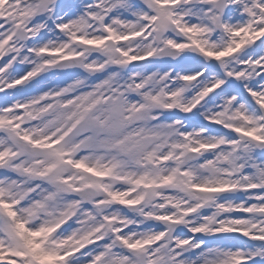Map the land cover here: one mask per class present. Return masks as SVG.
Here are the masks:
<instances>
[{
  "label": "snow or ice",
  "instance_id": "snow-or-ice-1",
  "mask_svg": "<svg viewBox=\"0 0 264 264\" xmlns=\"http://www.w3.org/2000/svg\"><path fill=\"white\" fill-rule=\"evenodd\" d=\"M0 264H264V0H0Z\"/></svg>",
  "mask_w": 264,
  "mask_h": 264
}]
</instances>
